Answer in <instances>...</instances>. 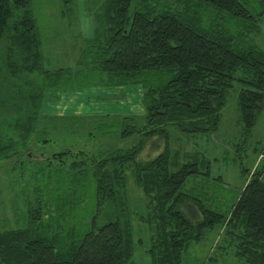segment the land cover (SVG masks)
I'll return each instance as SVG.
<instances>
[{
    "label": "trees",
    "instance_id": "obj_1",
    "mask_svg": "<svg viewBox=\"0 0 264 264\" xmlns=\"http://www.w3.org/2000/svg\"><path fill=\"white\" fill-rule=\"evenodd\" d=\"M31 1L0 0V163H15L22 173L24 201V210L14 212L21 223L0 226V264H132L130 176L146 210L140 218L150 229L151 264H180L188 245L215 225L223 226L221 248L229 247L235 260L264 264V164L251 170L222 215L183 189L198 172L192 162L170 168L166 128L214 132L233 81L240 83L236 104L244 128L255 123L264 104V49L255 40L264 0H84L92 34L73 67L55 68L45 65L50 44ZM60 3L70 9L73 0ZM134 83L142 88L141 131L130 116L111 115L95 128L107 138L138 132V142L85 151L51 140L61 128L69 135L82 129L59 122L71 116L41 112L56 93ZM152 136L163 138L162 149L137 160ZM40 163L54 164L44 189L42 178L29 184L42 176ZM106 207L114 216L100 221Z\"/></svg>",
    "mask_w": 264,
    "mask_h": 264
},
{
    "label": "rangeland",
    "instance_id": "obj_2",
    "mask_svg": "<svg viewBox=\"0 0 264 264\" xmlns=\"http://www.w3.org/2000/svg\"><path fill=\"white\" fill-rule=\"evenodd\" d=\"M31 6L38 26L40 29L43 28L42 38H48L46 45L50 44L45 49V65L49 68L73 67L79 49L84 40L91 36L93 30L92 15L87 9L86 2L73 0L71 8L66 9L61 7L60 0H32ZM260 27L261 32L255 40L256 44L264 49V18ZM239 87L240 83L233 81L232 86L228 88L214 132L191 133L180 130L172 124L166 126L170 168L173 170L181 163L192 162L198 172L187 178L183 189L202 200L205 206L222 215L227 214L230 204L239 194L251 170L255 166L259 168L264 164V155H260L264 149V104L255 123L249 128H244L236 104ZM41 112L57 117L71 116L66 117L65 120H58L62 124H77L82 128L79 133L63 134L61 128L59 133H51V140L56 141V145L78 144L74 146L85 147V151H94L95 148L105 144L125 148L142 138L138 132L121 138L105 137L107 135L100 133L95 128V124L109 119L111 115L132 117L139 132L145 123L142 88L138 83L122 86H90L58 92L56 97L42 104ZM53 120H48V124L54 122ZM90 135L91 137L88 138ZM51 145V149L50 147L48 149L56 151L54 144ZM162 147V137L152 136L145 139L137 154V160L143 161L153 157ZM37 167L42 168L44 173L42 172V176L37 180L30 179L29 184L33 187V183L42 178L39 187L44 189L51 177L49 173L54 168V164L43 167V163H40ZM14 168L15 163L8 161L0 163V226L4 223L5 227H13L15 222L21 223L22 219L15 221L17 216L15 213L24 210V201L20 193L22 178H19L22 173H18ZM36 168L30 167L33 172ZM47 171L50 176L47 175ZM23 176H27V172ZM30 186L28 195L35 197ZM127 190L130 194L128 207L131 211L134 239L132 264H151L146 252L150 229L140 218L146 210L142 195L131 180V176L127 179ZM113 216L114 212L111 208H103L100 221L112 219ZM222 228V225H215L204 232L198 240L189 244L182 253L180 264H242L233 258L229 247L224 250L221 248L225 246L221 241ZM209 255L211 259L208 258Z\"/></svg>",
    "mask_w": 264,
    "mask_h": 264
},
{
    "label": "water",
    "instance_id": "obj_3",
    "mask_svg": "<svg viewBox=\"0 0 264 264\" xmlns=\"http://www.w3.org/2000/svg\"><path fill=\"white\" fill-rule=\"evenodd\" d=\"M28 156H30V154L27 153Z\"/></svg>",
    "mask_w": 264,
    "mask_h": 264
},
{
    "label": "crops",
    "instance_id": "obj_4",
    "mask_svg": "<svg viewBox=\"0 0 264 264\" xmlns=\"http://www.w3.org/2000/svg\"><path fill=\"white\" fill-rule=\"evenodd\" d=\"M56 95H57V93H56Z\"/></svg>",
    "mask_w": 264,
    "mask_h": 264
}]
</instances>
